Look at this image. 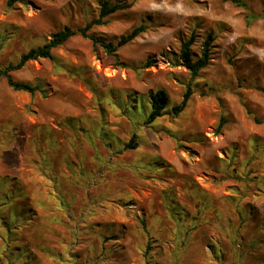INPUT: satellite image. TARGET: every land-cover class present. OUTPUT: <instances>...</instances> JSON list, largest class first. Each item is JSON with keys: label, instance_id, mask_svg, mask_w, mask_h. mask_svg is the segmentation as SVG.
Masks as SVG:
<instances>
[{"label": "rangeland", "instance_id": "374dc122", "mask_svg": "<svg viewBox=\"0 0 264 264\" xmlns=\"http://www.w3.org/2000/svg\"><path fill=\"white\" fill-rule=\"evenodd\" d=\"M102 1L124 7L89 33L144 32L115 54L74 34L9 72L33 93L0 77V255L20 246L3 264H264V0L250 20L229 0H0V68ZM191 33L197 54L213 37L196 75Z\"/></svg>", "mask_w": 264, "mask_h": 264}, {"label": "trees", "instance_id": "16d2710c", "mask_svg": "<svg viewBox=\"0 0 264 264\" xmlns=\"http://www.w3.org/2000/svg\"><path fill=\"white\" fill-rule=\"evenodd\" d=\"M8 5H12L19 0H5ZM238 6H242L243 8L247 9V18L248 20L258 17L260 14H264L262 11L260 14H255L253 11L249 9L246 0H229ZM124 6L120 3H109L108 1H102L100 3L98 16L87 21L83 26H80L76 29L70 28L69 26H64L62 29L55 31L51 34L50 38L46 40L43 44L31 47L26 52L22 53L18 60L15 63H9L7 66L0 68V77L6 76L7 83L10 87L15 90H22L27 91L30 93L35 92L38 89L37 85H32L28 82L16 81L12 78L9 72L13 70H18L22 68L26 62L31 59L36 58H48L53 59L52 50L61 45L71 36L76 33H79L83 37H87L91 40L93 45L99 44L101 47L105 49L106 52L115 54L116 50L135 39L139 36L142 32H144L146 25L141 23L129 31L121 34L116 41L112 40H105L100 36H96L92 33H89V30L94 25L104 24L105 20L104 17L114 13L116 10L123 8ZM213 37L208 34L202 41L200 46L199 53H194L192 50V45L195 42V33H191L186 40H183L179 46L178 58L181 61L182 65L192 74L196 75L198 71L205 68L211 61V51L210 47L212 45ZM264 91V89H263ZM191 94L190 88L187 87L181 101L179 104L173 105L171 110L174 114H177L183 110L189 96ZM149 100V111L147 112L146 116V123H151L157 117L163 115L167 112L166 104L168 101V96L166 92L162 89H158L155 92H150L148 96ZM224 123V119L221 118L217 125V130H219ZM137 143L135 141V135H131L128 142L125 144L126 148H135ZM14 247H8V249L0 255L1 259H3L2 264L5 263V259L8 257L9 252L16 251L20 249L18 244H13ZM17 247V248H16ZM25 251V250H24ZM26 252V251H25ZM4 256V257H3ZM28 258V256H27ZM27 262V261H26ZM35 264V261H33Z\"/></svg>", "mask_w": 264, "mask_h": 264}]
</instances>
